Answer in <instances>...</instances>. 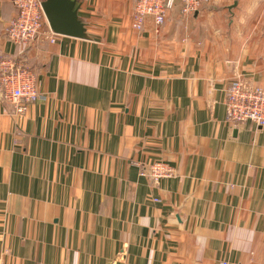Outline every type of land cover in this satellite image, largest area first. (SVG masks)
I'll use <instances>...</instances> for the list:
<instances>
[{"label": "crops", "instance_id": "0c3cea01", "mask_svg": "<svg viewBox=\"0 0 264 264\" xmlns=\"http://www.w3.org/2000/svg\"><path fill=\"white\" fill-rule=\"evenodd\" d=\"M77 2L87 39L21 46L0 0V61L43 95L20 116L0 93L4 264H264V127L225 107L237 77L264 87V0H177L142 31L134 0Z\"/></svg>", "mask_w": 264, "mask_h": 264}, {"label": "built area", "instance_id": "2783aa9c", "mask_svg": "<svg viewBox=\"0 0 264 264\" xmlns=\"http://www.w3.org/2000/svg\"><path fill=\"white\" fill-rule=\"evenodd\" d=\"M15 15L6 27L7 38L15 45L28 46L48 41L55 43L56 34L47 23L42 3L45 0H12ZM208 0H180L182 13L186 16L198 11ZM177 0H134L132 26L142 31L147 19L162 25L168 19ZM0 93L14 105L17 115H24L31 104L43 95L38 88L35 70L23 61L4 58L0 61ZM227 120L234 126L252 121L264 127V87L248 83L237 77L226 91L225 99ZM142 176L159 183L162 179L173 177L175 169L164 161L149 162L141 165ZM158 201V200H157ZM0 264H4L0 254ZM221 264H229L223 261Z\"/></svg>", "mask_w": 264, "mask_h": 264}, {"label": "water", "instance_id": "95a60500", "mask_svg": "<svg viewBox=\"0 0 264 264\" xmlns=\"http://www.w3.org/2000/svg\"><path fill=\"white\" fill-rule=\"evenodd\" d=\"M51 29L61 35L87 39V28L79 15L77 0H45L42 3Z\"/></svg>", "mask_w": 264, "mask_h": 264}, {"label": "rangeland", "instance_id": "374dc122", "mask_svg": "<svg viewBox=\"0 0 264 264\" xmlns=\"http://www.w3.org/2000/svg\"><path fill=\"white\" fill-rule=\"evenodd\" d=\"M259 87H263V86H259Z\"/></svg>", "mask_w": 264, "mask_h": 264}]
</instances>
